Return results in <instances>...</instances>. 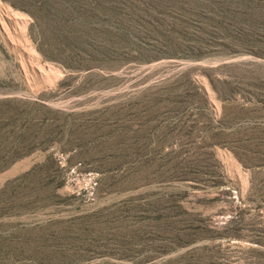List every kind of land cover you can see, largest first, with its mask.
Wrapping results in <instances>:
<instances>
[{"label": "rangeland", "instance_id": "374dc122", "mask_svg": "<svg viewBox=\"0 0 264 264\" xmlns=\"http://www.w3.org/2000/svg\"><path fill=\"white\" fill-rule=\"evenodd\" d=\"M251 250L264 0H0V264H264Z\"/></svg>", "mask_w": 264, "mask_h": 264}, {"label": "trees", "instance_id": "16d2710c", "mask_svg": "<svg viewBox=\"0 0 264 264\" xmlns=\"http://www.w3.org/2000/svg\"><path fill=\"white\" fill-rule=\"evenodd\" d=\"M247 21L250 22V25L254 26V23L252 21H250V20H247ZM251 251H256V253H258V255H264V252H260L258 250H251Z\"/></svg>", "mask_w": 264, "mask_h": 264}]
</instances>
